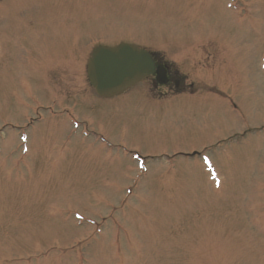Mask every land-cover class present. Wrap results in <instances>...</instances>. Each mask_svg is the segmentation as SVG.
<instances>
[{
  "label": "rangeland",
  "instance_id": "rangeland-1",
  "mask_svg": "<svg viewBox=\"0 0 264 264\" xmlns=\"http://www.w3.org/2000/svg\"><path fill=\"white\" fill-rule=\"evenodd\" d=\"M120 44L193 88L97 97ZM0 264H264V0H0Z\"/></svg>",
  "mask_w": 264,
  "mask_h": 264
},
{
  "label": "water",
  "instance_id": "water-1",
  "mask_svg": "<svg viewBox=\"0 0 264 264\" xmlns=\"http://www.w3.org/2000/svg\"><path fill=\"white\" fill-rule=\"evenodd\" d=\"M155 71L149 54L134 46L99 48L90 58L88 79L104 98L119 95Z\"/></svg>",
  "mask_w": 264,
  "mask_h": 264
},
{
  "label": "flooded vegetation",
  "instance_id": "flooded-vegetation-1",
  "mask_svg": "<svg viewBox=\"0 0 264 264\" xmlns=\"http://www.w3.org/2000/svg\"><path fill=\"white\" fill-rule=\"evenodd\" d=\"M94 48V47H93ZM152 58L156 64V67H165V79H160L162 81H165L167 84L164 86H159V82H157V76L156 73H154L151 77H149L151 80V86L153 87L154 92H158V95L156 97L158 99H163L169 91H173L176 89V91L184 92L185 85L182 84V80L179 78V75L177 72L172 70V68L163 60V58L158 53H152ZM87 59L84 60V65L82 66L84 70L86 71ZM85 66V67H84Z\"/></svg>",
  "mask_w": 264,
  "mask_h": 264
}]
</instances>
